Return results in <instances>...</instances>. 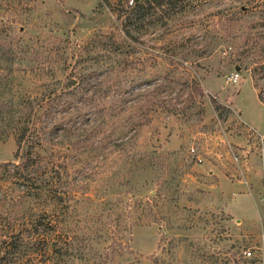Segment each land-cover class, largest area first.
Returning a JSON list of instances; mask_svg holds the SVG:
<instances>
[{
	"label": "rangeland",
	"instance_id": "374dc122",
	"mask_svg": "<svg viewBox=\"0 0 264 264\" xmlns=\"http://www.w3.org/2000/svg\"><path fill=\"white\" fill-rule=\"evenodd\" d=\"M0 20V264H264V0H0Z\"/></svg>",
	"mask_w": 264,
	"mask_h": 264
},
{
	"label": "trees",
	"instance_id": "16d2710c",
	"mask_svg": "<svg viewBox=\"0 0 264 264\" xmlns=\"http://www.w3.org/2000/svg\"><path fill=\"white\" fill-rule=\"evenodd\" d=\"M6 23V25H3V27L7 28L9 30L10 25L7 22H2L0 20V25ZM1 29V28H0ZM14 46L11 44L10 40H0V58L3 59V62H5V66L8 70L10 69L12 61L11 58L16 55L14 54ZM8 70L7 73H4V77L1 78V72H0V86H5L8 84ZM71 83L70 85H73L74 89L78 88V81L75 80V78H71L69 80ZM67 87L69 85L67 84ZM31 91V90H30ZM28 91V92H30ZM59 91H61V88H51V86L48 84L45 88L39 90L33 91L34 95H38L37 100H35V105H30L28 108V111L26 112V116L23 119L19 120L18 126L16 128L15 133V144L16 149L13 153L15 157H18V161L15 163L17 167H20L24 170H30L34 169V165H36L37 162H39V156L41 155L39 149H44L42 139H44L45 133V125L42 122L38 123L36 120V117H38L39 114L47 111V108L50 107V97L52 95H59ZM258 99L261 100V98L257 95ZM262 101V100H261ZM41 109V110H40ZM33 138H36L34 140ZM51 177L54 176V174H51Z\"/></svg>",
	"mask_w": 264,
	"mask_h": 264
},
{
	"label": "built area",
	"instance_id": "2783aa9c",
	"mask_svg": "<svg viewBox=\"0 0 264 264\" xmlns=\"http://www.w3.org/2000/svg\"><path fill=\"white\" fill-rule=\"evenodd\" d=\"M239 73L237 70H232L228 74L225 75V81L229 82L230 84H234L238 80ZM258 149L259 152L262 154L264 152V134L263 133H258ZM189 152L194 156L195 161L201 160V155L196 151V148L193 145H190L188 147ZM243 253L248 255L250 251L243 250Z\"/></svg>",
	"mask_w": 264,
	"mask_h": 264
},
{
	"label": "crops",
	"instance_id": "0c3cea01",
	"mask_svg": "<svg viewBox=\"0 0 264 264\" xmlns=\"http://www.w3.org/2000/svg\"><path fill=\"white\" fill-rule=\"evenodd\" d=\"M254 91H255V89H254ZM255 93H256V91H255ZM256 98H257V100L260 102V104L264 105V102H262L261 100L258 99L257 94H256ZM262 167H263V166H262Z\"/></svg>",
	"mask_w": 264,
	"mask_h": 264
}]
</instances>
